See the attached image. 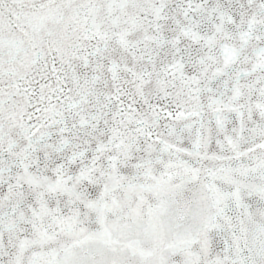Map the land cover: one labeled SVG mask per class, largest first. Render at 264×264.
<instances>
[{"label": "snow or ice", "instance_id": "obj_1", "mask_svg": "<svg viewBox=\"0 0 264 264\" xmlns=\"http://www.w3.org/2000/svg\"><path fill=\"white\" fill-rule=\"evenodd\" d=\"M0 264H264V0H0Z\"/></svg>", "mask_w": 264, "mask_h": 264}]
</instances>
